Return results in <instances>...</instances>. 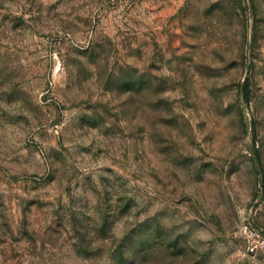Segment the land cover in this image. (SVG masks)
Segmentation results:
<instances>
[{
	"label": "rangeland",
	"instance_id": "obj_1",
	"mask_svg": "<svg viewBox=\"0 0 264 264\" xmlns=\"http://www.w3.org/2000/svg\"><path fill=\"white\" fill-rule=\"evenodd\" d=\"M0 264H264V0H0Z\"/></svg>",
	"mask_w": 264,
	"mask_h": 264
}]
</instances>
